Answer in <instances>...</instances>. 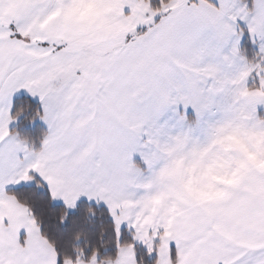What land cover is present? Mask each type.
I'll use <instances>...</instances> for the list:
<instances>
[{"label": "snow or ice", "instance_id": "1", "mask_svg": "<svg viewBox=\"0 0 264 264\" xmlns=\"http://www.w3.org/2000/svg\"><path fill=\"white\" fill-rule=\"evenodd\" d=\"M0 264H264V0H0Z\"/></svg>", "mask_w": 264, "mask_h": 264}]
</instances>
